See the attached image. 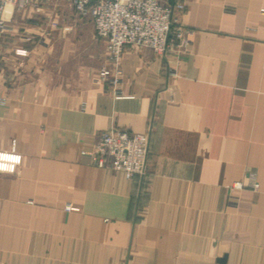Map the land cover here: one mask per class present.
I'll return each instance as SVG.
<instances>
[{
	"label": "crops",
	"instance_id": "crops-1",
	"mask_svg": "<svg viewBox=\"0 0 264 264\" xmlns=\"http://www.w3.org/2000/svg\"><path fill=\"white\" fill-rule=\"evenodd\" d=\"M4 18L0 264H264V0H190L192 43L127 46L121 96L65 2ZM110 128L150 134L142 182L88 154Z\"/></svg>",
	"mask_w": 264,
	"mask_h": 264
},
{
	"label": "built area",
	"instance_id": "built-area-1",
	"mask_svg": "<svg viewBox=\"0 0 264 264\" xmlns=\"http://www.w3.org/2000/svg\"><path fill=\"white\" fill-rule=\"evenodd\" d=\"M44 1L51 0H0V36L7 31L4 15L9 6L25 10ZM60 1L66 2L79 18L92 21L96 38L106 47L107 62L98 74L116 96L122 94L121 62L127 46L148 48L160 57L176 50L178 57L192 43V32L178 23V16L190 0H175L174 6L165 0ZM177 73L175 69L171 75ZM88 154L95 165L123 172L129 181L142 182L147 174L150 134L110 128L99 134ZM242 188L241 182L233 183L232 198L236 197L233 192Z\"/></svg>",
	"mask_w": 264,
	"mask_h": 264
},
{
	"label": "water",
	"instance_id": "water-1",
	"mask_svg": "<svg viewBox=\"0 0 264 264\" xmlns=\"http://www.w3.org/2000/svg\"><path fill=\"white\" fill-rule=\"evenodd\" d=\"M168 2H169V4L171 5V6H174V4H175V0H168ZM225 257L224 258H220L218 261H219V263H222V264H224L225 263Z\"/></svg>",
	"mask_w": 264,
	"mask_h": 264
},
{
	"label": "rangeland",
	"instance_id": "rangeland-1",
	"mask_svg": "<svg viewBox=\"0 0 264 264\" xmlns=\"http://www.w3.org/2000/svg\"><path fill=\"white\" fill-rule=\"evenodd\" d=\"M57 1V0H56ZM58 1H60V0H58ZM64 2V1H63ZM66 3V2H65ZM68 5V4H67ZM75 18V17H74ZM50 38V37H49ZM47 42H49L48 40H47Z\"/></svg>",
	"mask_w": 264,
	"mask_h": 264
}]
</instances>
